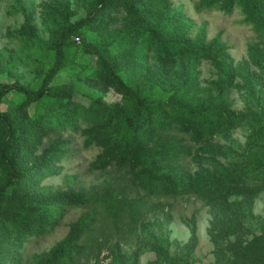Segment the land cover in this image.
<instances>
[{"label":"trees","instance_id":"16d2710c","mask_svg":"<svg viewBox=\"0 0 264 264\" xmlns=\"http://www.w3.org/2000/svg\"><path fill=\"white\" fill-rule=\"evenodd\" d=\"M77 6L85 14L76 21H70L71 13L64 6L57 5L53 12L55 29L48 48L54 61L38 85L0 81V104L7 95L15 96L5 111L0 109V172L4 175L0 182V264L18 262L25 237L54 230L56 221L49 218V207L89 206L90 200L82 195L40 188L43 179L56 173L66 150L60 138L39 148L52 133L67 130L80 132L85 149L100 150L90 171L125 170L136 191L147 197L176 198L197 192L210 203H225L229 211L232 208L226 201L242 197L243 202L232 203L233 211L225 215L213 237L217 242L231 218L247 214L250 200L264 190V95H251L255 111L249 107L236 113L230 108L226 95L241 71L233 67L219 38L207 42L203 28L194 33L192 22L170 0H78ZM195 8L217 9L227 15L239 9L243 23L261 33L262 47L250 45L248 53L264 76V0H200ZM118 21L120 26H113ZM74 36L81 42L78 37L74 42ZM8 37L35 45L40 42L28 26ZM69 48L74 49V57L68 54ZM77 56H82L80 61ZM149 58L154 60L152 69ZM202 62L210 63L215 75L206 87L199 86ZM12 65V61L0 60V74L9 73ZM59 74L66 80L54 84ZM252 76L246 74L245 81L252 83ZM72 80L101 95L112 90L120 99L107 103L104 96H95L88 97L89 104L75 101ZM155 89L169 95L150 98L147 93ZM242 125L251 128L243 153L221 150L223 155L234 153L230 168H217L212 176L202 177L193 176L183 165L185 159H202L199 152L212 154L209 142L218 136L226 138ZM193 146L202 149L196 152ZM126 207L132 219L145 203L135 200ZM118 208L111 200L106 210L112 214ZM98 217L96 210L86 212L40 264H72L87 254L86 239ZM158 255L165 264H173L166 252L158 251ZM224 260L225 264H264V226L249 240L237 237Z\"/></svg>","mask_w":264,"mask_h":264},{"label":"rangeland","instance_id":"374dc122","mask_svg":"<svg viewBox=\"0 0 264 264\" xmlns=\"http://www.w3.org/2000/svg\"><path fill=\"white\" fill-rule=\"evenodd\" d=\"M199 1L170 0L174 8L181 9L183 17L192 22L194 33L203 28L207 42L218 37L225 45L233 67L241 71L234 81V87L226 95L230 108L236 113H244L249 107H253L255 111L251 95H264V76L250 61L248 48L250 45L262 47L261 33L243 23V15L239 9H234L230 15L217 9L198 11L195 5ZM77 2L78 0H0V60L12 61L13 64L9 73L0 74L1 82H18L32 87L39 84L54 61V53L48 48L55 29L53 12L57 5L64 6V10L71 13L70 21H76L85 14L83 10H79ZM120 24L118 21L113 26ZM24 26L35 31L40 40L37 45L8 37V33L19 31ZM76 37L81 42L79 36L73 37L74 42L77 43ZM67 52L74 57L73 48L67 49ZM77 54L80 55L79 52ZM81 57L77 56L76 61H80ZM153 63L154 60L149 58V68L152 69ZM72 69L75 67L72 66ZM198 70L200 87H206L215 79L210 63L202 62ZM246 74L254 75L250 77L252 83L245 81ZM63 75H57L53 83L65 81ZM72 90L73 99L85 104L90 103L88 97L104 96L107 103L120 99L112 90L101 95L79 80L74 81ZM147 94L154 99L169 95L158 89ZM12 99L15 100L14 95H7L0 104V109L5 111ZM250 131L249 125H242L226 138L218 136L208 143L214 149L212 154L199 152L202 159H185L182 163L193 176L202 177L212 176L217 168H230L234 153L223 155L221 150H232L240 154L246 147ZM59 138L64 142L62 147L66 152L60 164L56 165V173L43 179L40 188L51 187L54 190L59 189L61 193L82 195L90 200V204L81 207L54 204L49 207L48 216L56 221L54 230L44 235L25 237L18 249V262L13 264H40L42 257L68 236L71 225L89 210H96L100 217L93 232L86 239L87 254L75 259L72 264H165L158 251L166 252L173 264L181 263L179 259H182V264H225L224 258L228 257L230 243L239 236L249 240L264 226L263 190L250 200L247 214L231 218L216 242L213 237L219 231L225 215L233 211L232 203L243 202L242 197H231L226 201L232 208L230 211L225 203H210L197 192L176 198L147 197L136 191L131 175L125 170L110 167L103 171H90L89 165L100 150L85 149L80 132H54L44 140L39 151L50 141ZM185 144L190 145L188 140H185ZM193 147L196 152L202 149L201 146ZM3 179L4 175L0 172V182ZM111 200L119 205L118 211L112 214L106 210ZM135 200L145 203V207L137 208L138 214L129 219L126 206ZM220 253H224V257L220 258Z\"/></svg>","mask_w":264,"mask_h":264},{"label":"built area","instance_id":"2783aa9c","mask_svg":"<svg viewBox=\"0 0 264 264\" xmlns=\"http://www.w3.org/2000/svg\"><path fill=\"white\" fill-rule=\"evenodd\" d=\"M75 40L78 41V38L76 37Z\"/></svg>","mask_w":264,"mask_h":264}]
</instances>
